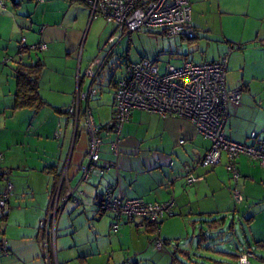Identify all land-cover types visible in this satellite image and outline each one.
I'll return each instance as SVG.
<instances>
[{
	"label": "crops",
	"instance_id": "1",
	"mask_svg": "<svg viewBox=\"0 0 264 264\" xmlns=\"http://www.w3.org/2000/svg\"><path fill=\"white\" fill-rule=\"evenodd\" d=\"M3 1L5 7L0 6V150L4 153L2 165L10 169L9 176L14 182L15 176L24 177L15 175V168L30 170L43 163L47 172L49 167L56 168L60 174L65 171L64 180L61 182L60 177L59 184L64 183L62 193L71 199L59 214V264H62L60 252L73 247L79 250V243L75 240L77 228L74 226L79 215L85 214L88 220H91L90 228L93 233L101 231L100 224L105 213L99 212L98 204L108 184L115 186L116 195L125 198L140 197L147 202L174 199L172 214L164 218L160 226V235L169 242L170 239L178 240V237L188 234L189 227H192L195 236L198 225L200 242L207 241L208 234L204 228L212 231L219 224L226 222L228 217L222 214L232 209L233 193L234 189H237L245 196L242 200L244 213L254 210V214L246 219L251 228L250 238L257 248L264 251V232L256 228L258 222L264 226V166L259 162L251 160L245 154L238 156L237 164L241 177L235 182L226 167V154H223L221 162L216 166L204 167L196 164L197 160L206 154L211 142L197 131L190 120L178 116H162L143 109H134L130 120L123 125L119 153H114L112 143L116 134L110 128L114 118V83L116 77L124 71L125 63L110 68L107 73L103 72L99 87L103 91L109 90L111 96L105 100L100 96L89 101L94 119L102 128L104 141L101 146V159L103 162H117V167H111L104 173L94 170L87 180L82 179V166L87 163L89 135L83 123L75 129L73 116L68 109L76 100L79 88L85 91L92 84L91 78L86 75L90 64L95 62L93 70L97 71L110 50L113 49V52L109 61L112 55L116 54L118 45L124 38L116 39L114 43L108 40L107 54L104 57L85 61L82 47L94 19H91L90 9L84 2ZM190 3L191 24L197 30V37H173L176 50L171 51V54L176 53L174 59L179 64L185 61L195 62L196 56L191 47L184 49L182 42L185 40L196 43V49L201 54L200 62L218 60L230 51L227 87L240 90L241 101L239 104L230 105L231 116L226 125V134L236 142H249L253 133L264 136V0H190ZM115 29L116 26L109 39ZM23 37H26V46L46 43L47 49L27 50L24 58L19 59ZM39 60L44 64L39 89L47 104L38 111L29 108L14 109L17 91L16 68L20 62L34 64ZM55 74L66 79L63 78V83L58 82L55 85ZM74 78L76 84L73 82ZM86 105L88 102L84 100L81 106L85 108ZM41 111H46L44 118H40ZM23 114L26 124L27 119H30L27 130L35 129L34 134L45 137L46 140L43 151L48 154V159H40L37 164L28 161L26 152L17 151L14 143L20 145L21 142H14L11 138L14 130H17L13 128L12 121L22 123L19 118ZM21 127L20 130H23ZM180 139L185 142L180 144ZM189 168L194 176L200 178L191 184L186 178ZM48 173L51 179H44V183L52 182V191L39 203L34 205L33 201H30L32 206L29 207L30 205H21L20 201L17 203L18 200H10L11 210L5 219L8 226L6 225L4 232L0 233V240L4 239L7 247L3 252L0 250V264H45L43 236L38 223L36 227V222L38 218L40 222L46 215L52 200L54 174ZM240 187L242 191L239 190ZM14 188L17 199L21 194L20 189L24 190L26 187L22 184L17 188L15 182ZM72 195L79 196L83 206L76 205ZM16 210L22 212L23 219L18 220L14 216ZM210 218H218V221H210ZM112 220L113 217L108 216L103 222L104 227L108 224L111 226ZM140 222L138 220L134 223L137 230H143L152 237L147 223L141 226ZM133 229V226L127 225L120 227L119 232L124 235L129 231L134 232ZM244 236L247 247L252 251L249 236ZM224 242L218 240L217 244L214 242L212 245L213 248L207 245L203 249L222 252L234 257L237 262L239 251L232 253L216 249ZM96 244L92 242L90 246L93 254H97L100 249ZM173 250L175 260L179 264H191L176 255L179 248L174 247ZM184 250L187 249L180 251ZM186 254L190 256V252L186 251ZM87 255L88 253L79 252L81 259H85ZM258 260L264 263V255Z\"/></svg>",
	"mask_w": 264,
	"mask_h": 264
},
{
	"label": "built area",
	"instance_id": "2",
	"mask_svg": "<svg viewBox=\"0 0 264 264\" xmlns=\"http://www.w3.org/2000/svg\"><path fill=\"white\" fill-rule=\"evenodd\" d=\"M43 1V0H40ZM90 9L91 19L100 16L115 24V33L109 41L114 43L133 32H157L170 37L194 39L197 30L192 26V8L190 0H81ZM0 6L5 2L0 0ZM18 53L19 59L24 58L27 50H45L46 43L26 46V37L21 40ZM110 50L101 62L97 71L93 70L92 62L86 71L92 84L87 91L78 90L76 100L68 112L73 116L75 129L81 123L89 135L87 163L82 166V179L87 180L96 170L104 173L111 167H117V162H106L101 159L103 144L102 128L95 121L89 101L100 92L99 78L108 66ZM229 54L226 53L218 60L195 63L185 61L182 64H168L161 72L156 60L142 59L137 62L127 61L124 71L115 79L114 84V118L112 130L116 134L113 141V151L119 153L120 134L123 125L131 118L134 109L156 112L162 116H178L190 120L197 131L211 142L206 154L197 160L196 164L213 167L221 162L223 154L227 157V170L235 182L241 173L237 157L245 154L253 161L264 166V136L255 133L250 135L249 142H236L226 134V125L231 116L230 105L239 104L241 91L227 87ZM116 74V72H115ZM79 83V78H78ZM98 83V84H97ZM88 105L82 108V102ZM180 144L185 142L180 139ZM4 153L0 150V219L6 217L10 210V199L13 195L14 184L10 179L9 168L2 165ZM65 172V171H64ZM61 174V182L65 173ZM187 182L194 183L200 178L188 169ZM59 184L52 194L51 204L44 218L39 222L42 232V246L45 264H59L57 240L59 236V214L70 201V196L62 193ZM233 196L237 202H242L241 192L234 189ZM73 202L79 205L82 201L77 195H72ZM175 200L165 202H147L143 198H125L115 194V186L108 184L101 197L98 207L102 212H111L114 216L112 228L118 230L122 223H135L141 226L150 222L155 225L157 236L154 244L158 249L166 246L161 238L159 222L171 215ZM254 253L248 247H243L238 255V264H251Z\"/></svg>",
	"mask_w": 264,
	"mask_h": 264
},
{
	"label": "rangeland",
	"instance_id": "3",
	"mask_svg": "<svg viewBox=\"0 0 264 264\" xmlns=\"http://www.w3.org/2000/svg\"><path fill=\"white\" fill-rule=\"evenodd\" d=\"M114 28L115 24L109 22L103 16L94 19V23H91L89 30L85 35L82 47V50H84L85 61L95 58L101 59L107 54V42ZM175 38L146 31L133 32L131 35L126 36L122 40V42H120V44L118 45L119 47L116 50V54L112 55L104 72L107 73L110 68H116V66L119 67L121 64L126 63L127 61L137 62L142 59H149L151 61L157 59L156 61L159 63L161 72H164L168 64L179 65V63L176 62V59H174V57L177 56L176 53L174 52L173 54H171V51L176 50V46L174 45ZM182 44L185 45L184 49H188L189 47H191V50L195 53L196 56L194 58V61L200 62L199 60L201 59V54L199 50L196 49V43H189L187 42V40H185L182 42ZM203 44L206 45L207 43ZM210 51L213 53L215 52L214 49H210ZM103 74L100 76L99 82L102 80ZM55 77V85L58 82L63 83V78L66 79L64 76L59 74H55ZM73 82L74 84H76V78H74ZM100 91L101 94L99 92V94L94 99L101 96L100 98L103 97L102 100H105L111 96V92H109V90L107 89L105 91H103V89H100ZM45 116L46 111H41L40 118H44ZM24 118L25 114L21 115L19 120L22 119V123L20 122V124H18L19 121L17 120L12 121L13 128H16L17 130H14V135H11V138L12 140H14V142H21L20 145L14 143V148L21 153L26 152L27 159L31 163L35 162L37 164L38 160L40 159L47 160L48 158H46V156L48 154L43 151V147L46 142V140H44L45 137H40L39 135L34 134L35 129L28 131L27 129L30 119H27L26 124L24 122ZM19 127H21L23 130H20ZM43 167L44 164L41 163L38 167L32 168L30 170H23L24 168H15L13 170V172H15V175H24L23 178H18L16 176L14 177L16 187H21L23 184L26 188H24V190L20 189L19 194H21L17 197V199H15L16 196L14 188L13 195L10 199L11 201L14 202L15 200H18V202L16 201L17 203H19L20 201L21 205H30L29 207H31L32 204L30 201H33V204L36 205V203H39L43 197L49 195V193L52 191V182H50V184L44 183V179L47 181L51 177V175ZM11 181L15 185L13 178L11 179ZM29 184L31 185L30 187ZM239 190L242 191L241 187L239 188ZM85 198L83 200H85ZM233 200L234 205L230 204L232 206V209L229 210L228 213L222 214L228 217L224 224H219L217 228L213 229L212 231H208L207 227L204 228L206 230L205 233L208 234L207 241L203 240L202 243L200 242V237L198 235L200 227L198 225L196 228L195 236L193 234L192 227H189L188 234H183L182 236L178 237V240L177 238L170 239V242L166 244L165 248L163 249H158L152 242V240L157 236L156 232H152L151 237L149 233H146L143 230H137L138 228L136 227V224L122 223L120 225L121 228L127 225L133 226L134 228V232L129 231L127 233H124V235L119 232V229L114 230L112 228L114 219L112 220L111 226H109L108 224L106 227H104L103 222L107 219L108 216L111 215L114 218L111 212H105L103 222L100 224L101 231L97 232L96 234L93 233L90 228L91 220L89 221L88 217H86L85 214L79 215L77 220H75L74 226L77 228V232H75V240H77L79 243L80 251L76 250V247H73L67 251L60 252L61 263L173 264V262H176L177 264H179L178 261L175 260V255L173 254V252L175 251L173 250V248L175 247L179 248V251L176 252V255L180 258H183L185 261L190 262L191 264H194L192 261H197L204 264H238V261L236 262L233 259L234 257L225 255L222 252H213V250L203 248H206L205 246L207 245L213 248L212 245L214 244V242H216L217 244L218 240H223L225 241L224 244L220 247H217L216 249L219 248L221 251L224 250L232 253H237L239 251L240 253V251L243 250V247H246L248 245L244 236L245 234H247L249 236L251 248L254 250H252V252H255L254 254H256V256L251 257V264H264L259 262L258 260L260 256L264 255V251L257 248L251 240V228L250 226H248V223L246 221L247 218L254 214V210L252 212H245V214L243 210L245 208L242 207L244 201L238 203L235 198H233ZM78 206H83V202ZM14 216H16L18 220L23 219V214L20 210H16ZM18 216H20V218ZM39 219L40 218H38L36 222V227L37 223L39 227ZM6 225V220L0 221V233L4 232ZM260 225V222H258L256 228H260L261 232H264V226ZM161 238L163 239L164 237L161 236ZM92 242H96V245H98L100 248L97 254H93V252H91L90 246ZM182 249L187 250L180 251ZM85 251H89L90 253ZM186 251L188 253L190 252V256L186 254ZM79 252L88 253V255L85 257V259H81V257L79 256ZM64 257L66 258L64 259Z\"/></svg>",
	"mask_w": 264,
	"mask_h": 264
},
{
	"label": "trees",
	"instance_id": "4",
	"mask_svg": "<svg viewBox=\"0 0 264 264\" xmlns=\"http://www.w3.org/2000/svg\"><path fill=\"white\" fill-rule=\"evenodd\" d=\"M43 66H44V64L41 60L37 61L34 64H26V63L20 62L19 66L16 68V74H15L16 79H17V91L15 94V102H14V107H13L14 109L29 108V109L38 111L44 105L47 104L46 100L42 97V95L40 93V89H39V83H40V78H41ZM110 128L111 129L113 128V122H112ZM9 171H10V169H9ZM48 172L54 174L53 187H54V191H55L56 187L60 183L61 174L58 172V170H56V168H53V167H49ZM61 184H62L61 189L63 192L64 183H61ZM99 212L101 214L105 213V212H102L100 210H99ZM7 216H8V214L3 219H0V221L5 220L7 218ZM162 221L159 222V228L161 226ZM207 221H208V219H207ZM210 221H216L217 222L218 218H213ZM147 226L149 227V231H151V232L156 231L154 224L147 222ZM163 240L165 241L166 244L169 243V241L167 239L163 238ZM152 242L154 243V239L152 240ZM4 249H7L6 241H4V239H2V240H0L1 252H3ZM238 255L239 254H237V261H238Z\"/></svg>",
	"mask_w": 264,
	"mask_h": 264
}]
</instances>
